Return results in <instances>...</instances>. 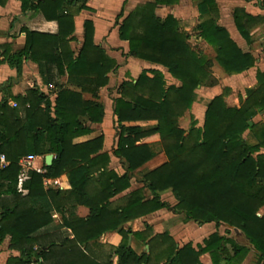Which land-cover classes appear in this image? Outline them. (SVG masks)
I'll return each instance as SVG.
<instances>
[{
	"label": "trees",
	"instance_id": "1",
	"mask_svg": "<svg viewBox=\"0 0 264 264\" xmlns=\"http://www.w3.org/2000/svg\"><path fill=\"white\" fill-rule=\"evenodd\" d=\"M18 1L24 14L33 12L56 22L58 33L23 28L25 47L12 53L10 45L0 46V65L8 64L21 75L23 63L32 61L44 85L56 88L57 98L53 105L49 96L34 87L25 96L12 98L17 107L7 100L0 104V155L9 161L0 171V183L8 184L11 197L0 217V244L10 237V248L20 253L7 264H103L90 249L99 246L103 235L116 231L122 236V243L113 248L118 264H203L200 257L204 254L210 255L213 264H242L250 253L247 247L218 233L197 248L192 243L179 248L169 233L152 237L147 226L144 232L133 234L145 242L151 238L147 242L150 252L138 255L129 247L131 232L123 227L163 209L183 215L186 222L224 224L241 231L257 252V264H264V154H260L264 123L250 125L264 112V73H258V88L247 91L240 107L229 108L224 96L215 97L208 103L203 128L194 124L188 131L181 129L180 119L196 101V90L214 83L213 61L193 49L175 17L157 15L158 6L174 5L178 0H154L137 7L119 28L120 39L129 43L128 56L166 68L181 86L167 88L163 74L156 70L143 71L136 82L121 85L114 109L119 135L114 155L125 160L128 168L118 176L108 170L109 155L101 153L103 137L75 143L90 134L87 123L102 122L104 107L99 92L117 68L116 61L94 43L92 21L84 23L81 50L77 52L71 45L75 18L90 10L89 0ZM194 1L201 21L196 31L215 48L216 62L227 74L252 68L254 58L217 26L216 1ZM7 2L0 0V7ZM234 20L249 41L246 21L252 18L236 10ZM140 121L157 124L150 128L124 125ZM247 130L256 140L254 145L243 138ZM153 137L159 139L167 157L165 164L142 176L144 188L153 197L146 199L144 188L137 189L123 198L121 206L114 207L112 199L129 190L136 171L154 157L149 143ZM51 154L52 165L47 167L44 161V174L30 173L24 186L28 194L22 196L16 190L19 160L30 155L45 159ZM64 174L71 190L45 189L46 179ZM166 191L173 194L175 206L162 201L161 194ZM77 205L90 210L87 218L75 215ZM54 213L63 216V225H55ZM64 228L73 238L64 236Z\"/></svg>",
	"mask_w": 264,
	"mask_h": 264
},
{
	"label": "crops",
	"instance_id": "2",
	"mask_svg": "<svg viewBox=\"0 0 264 264\" xmlns=\"http://www.w3.org/2000/svg\"><path fill=\"white\" fill-rule=\"evenodd\" d=\"M215 1L218 8V18L216 20L217 26L226 30L238 48L243 53L250 54L254 58L255 64L252 68L242 73L227 74L216 62V50L214 48V67L212 66L211 68L214 83L212 85L201 86L196 90V101L192 106V109H195L196 107L200 112L203 111V107L199 106L198 102H203V100L201 101V98H198V93L201 95L204 92L206 95L207 93H213L211 94L213 97L210 101L215 97L224 96L225 103L229 108L240 107L247 98V91L258 88V73H264V0ZM151 2H154V0H89L87 5L90 10L82 11L75 18V41L71 44L72 47L76 49L77 52L81 50L84 43V23L88 20L92 21L95 28L94 43L105 50L106 54L117 63V68L108 75V85L102 88L99 92L100 101L104 107V118L102 122L95 124L87 123L86 126L90 129V134L77 138L75 143H84L98 137H103V148L101 153L109 155L110 164L108 170L118 176L126 174L128 168V164L125 160L114 155V151L117 148L119 140L114 109L116 99L120 98L119 89L121 85L124 82H136L143 71L156 70L163 74L167 88L170 86H181V82L173 78L166 68L147 61L129 57V43L120 39L119 28L123 19L137 7ZM236 10H242L252 18V20L246 21L249 29V41L240 34L236 27L234 20ZM156 13L160 18H166L168 15L175 17L180 23L181 30L189 35L190 38L188 42L192 47V44L194 43L197 46L203 45L204 47L211 48V46L201 37L198 31H196V28L201 23L197 1L178 0V2L174 5L158 6ZM121 14H123L122 18H120ZM23 28L33 32L45 34L56 35L58 33V25L56 22H48L42 15L33 12H27L24 14L21 9V3L18 0H8L5 6L0 7V46L10 45L12 53L21 51L25 47L26 43V36L22 32ZM203 56L205 55L203 54ZM205 57L208 58L207 56ZM151 76L152 75H150V77ZM60 82L65 83V79H61ZM34 87H38L42 93L50 97L53 105L55 104L57 98L56 88H54L53 85H44L39 73V68L35 63L32 61H25L23 63L21 75L18 74L16 69L11 68L8 64L0 65V104L3 100H7L10 106L17 107L16 102H14L12 98L25 96L27 91L29 89H33ZM85 98L88 97L85 96ZM261 123H264V112H261L254 117L251 125ZM156 124L157 123L155 121L124 123L126 127L136 126L141 128H150ZM194 124L197 128H202L198 126L196 119L192 120L191 126ZM180 128L185 130L181 127V125ZM243 138L250 144L254 145L256 143V140L250 130H247L243 134ZM149 143L153 146L155 151L154 157L133 175L131 179V188L112 199L114 207L121 206L123 198L132 191L144 188V183L142 182V176L144 174L157 169L167 162V157L163 150H156V147L160 145L159 139L157 137H153L150 139ZM260 154H264V148L261 149ZM44 161L46 165V158L44 159L42 157H38L36 160V166L43 168ZM29 178H19L16 186V190L24 197L28 194V191L24 186ZM46 180L51 181V183L49 182L46 185L44 184V187L47 190H71L69 178L66 174L56 179ZM90 190L92 191V188H90ZM143 194L146 199L153 197V194L146 188L143 189ZM168 195L172 196L175 204L166 200ZM10 199L11 197L8 192V184L1 182L0 217L5 210V207L9 206ZM161 199L163 202L169 203L172 207L177 204L171 191L162 193ZM169 213L173 215L175 214L168 209H163L127 223L123 228L125 231L131 232L129 235V247L132 248L138 255L150 252V246L147 242H149L151 238L145 242L133 235L135 233L144 232L147 226L151 229L152 237L169 233L173 239L174 235L179 233V230L181 229L186 232L193 230L194 234H196V239L203 238L202 243L199 245H202L204 240L209 238L212 234L218 233L216 232L218 228L227 227L228 229H233L239 239L237 240L234 237L229 238L235 240L239 245L250 249V253L253 252L255 256L257 254L252 244L245 238L244 234L237 229L230 228L224 224L219 226H216L215 223L198 225L194 222H187L185 225L179 226L180 229H176L175 227H171L167 222H163L164 220L159 219L160 217L163 218L166 215H169ZM89 214L90 210L87 207L77 205L75 210L76 216L80 218H87ZM53 218L56 226L63 225V216L60 213H54ZM206 225L211 228L205 234H200L202 229L206 228ZM42 233L43 230L40 231V234ZM62 233L67 238H73L72 232L68 229L64 228ZM219 235L222 236L221 234ZM241 238H244L247 243H240L239 241ZM121 243L122 236L117 231L107 233L101 237L98 247L90 249V253L103 264H106L109 261L113 264H118V257L115 255L113 248H117ZM10 245V237H6L3 243L0 244V264H7L10 258L20 256V253L12 250ZM177 245L179 248L185 246H179L178 243ZM197 246L198 244L193 245L194 248H197ZM200 261L203 264H213L209 254L202 255L200 257ZM161 264H163V262Z\"/></svg>",
	"mask_w": 264,
	"mask_h": 264
},
{
	"label": "rangeland",
	"instance_id": "3",
	"mask_svg": "<svg viewBox=\"0 0 264 264\" xmlns=\"http://www.w3.org/2000/svg\"><path fill=\"white\" fill-rule=\"evenodd\" d=\"M192 45H193V49L194 50L204 54L209 59H211L213 61V63H214V48L213 47L207 48V47H204L203 45L202 46H197L194 43ZM213 67H214V64H213ZM211 94H213V93H211ZM211 94L207 93V95H206V93L204 92L201 95L200 93H198V98L200 97L201 101L203 100V102H198V100H197V102L199 103V106L203 107V109H202L203 111L200 112L198 110V108H196V107H195V109L191 108L192 110L190 112L186 113L180 119L179 123H180L181 127H183L185 130H188L191 127L192 120L196 119L198 126L203 128L204 123H205V113H206L205 107H206V110H207L208 102L213 97V95H211ZM156 150H162L161 145L156 147ZM166 200L172 202V204H175L171 195H168V197H166ZM159 219L164 220L163 222H165V223L167 222L171 227H175L176 229H180L179 226L185 225L187 223L185 221L184 216L181 215V214H174L173 215V214L169 213V215H166L163 218L160 217ZM190 224H194V223H190ZM207 226L208 225H206V228L202 229L200 234H202V233L205 234L211 228V227H207ZM213 232H214V229H213ZM216 232H218L222 236H225L226 238L234 237L237 240L239 239L236 236V234L233 231V229H228L227 227L218 228V230H216ZM195 235L196 234H194L193 230H189L188 232H186L185 230L183 231L181 229V230H179V233L174 235V239L179 244V246H183V245H185L187 243H192L193 245L201 244L202 241H203V238L196 239ZM204 238H206V237H204ZM239 242L242 243V244H246L247 243L244 238H241ZM207 260H209V259H207ZM242 264H257V258L255 256V254L253 252L248 254L247 258L245 259V261Z\"/></svg>",
	"mask_w": 264,
	"mask_h": 264
},
{
	"label": "built area",
	"instance_id": "4",
	"mask_svg": "<svg viewBox=\"0 0 264 264\" xmlns=\"http://www.w3.org/2000/svg\"><path fill=\"white\" fill-rule=\"evenodd\" d=\"M38 159L37 156H27L23 157L19 160V167H20V179L29 178V174L31 172H37L40 174H44L45 170L41 167L36 166V160ZM7 166H9V161L7 160L6 156L4 154L0 155V171L5 169ZM51 183V181L45 180L44 184ZM57 183V182H54Z\"/></svg>",
	"mask_w": 264,
	"mask_h": 264
},
{
	"label": "water",
	"instance_id": "5",
	"mask_svg": "<svg viewBox=\"0 0 264 264\" xmlns=\"http://www.w3.org/2000/svg\"><path fill=\"white\" fill-rule=\"evenodd\" d=\"M250 125H251V123H250ZM53 160H54V155H52V154L51 155H48L46 157V165H47V167H49V166L52 165Z\"/></svg>",
	"mask_w": 264,
	"mask_h": 264
}]
</instances>
